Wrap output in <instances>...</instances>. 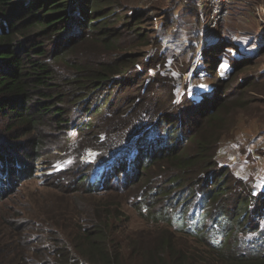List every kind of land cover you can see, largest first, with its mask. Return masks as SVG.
I'll use <instances>...</instances> for the list:
<instances>
[{"label": "trees", "instance_id": "obj_1", "mask_svg": "<svg viewBox=\"0 0 264 264\" xmlns=\"http://www.w3.org/2000/svg\"><path fill=\"white\" fill-rule=\"evenodd\" d=\"M147 14L101 0H0V198L40 162L72 159L49 174L58 194L30 225L0 237V264H264V185L216 158L235 112L252 108L245 94L257 87L239 76L264 53L262 35L209 29L200 72L216 74L226 52L233 70L202 83L197 101L162 50L139 51L151 41ZM51 136L65 153L43 161ZM88 148L99 154L83 163Z\"/></svg>", "mask_w": 264, "mask_h": 264}, {"label": "rangeland", "instance_id": "obj_2", "mask_svg": "<svg viewBox=\"0 0 264 264\" xmlns=\"http://www.w3.org/2000/svg\"><path fill=\"white\" fill-rule=\"evenodd\" d=\"M101 1L111 4V7L118 11L139 6L148 12V21L143 25L150 35V38L146 39L151 41L147 47L139 48V51L155 53L157 50H162L169 60L168 65L171 64L176 74L182 76L180 90L187 89L197 101L201 99L203 89L205 90L202 83L207 81V83L217 84L219 79L227 77L233 70V62L229 59L232 57L231 53L226 52L224 55H228L229 58L226 57L216 74L207 77L205 72H200L205 70L206 61L205 54H201V45L206 42L209 29L217 28L219 35L229 33L228 37L235 38L238 35L236 31L238 28H244L243 31L248 28L246 30H250L252 34L262 35L263 41L259 42L264 45V0ZM219 7L227 9L228 15L225 18L216 16L217 24L212 27L215 8ZM205 24L208 29H205ZM129 36L133 37L132 34ZM257 54L256 62L247 66L244 74L239 76L240 78L248 73L251 82L255 83L258 89H254V92L247 90L245 94L248 101L253 100L250 104L252 108L250 110L241 108L235 112L236 123L232 131L223 135L216 158L223 166L229 168L233 175L242 177L248 183L261 188L264 185V53ZM235 56L238 55L235 54ZM257 99L262 101L258 102ZM46 141H48L47 144L41 150L43 161L48 160L49 156L57 157L65 153L60 148H56V145L53 146V142L62 141L61 139L51 136L47 137ZM85 143L86 146H91L96 142L89 136ZM98 154L99 152L94 148H88L80 156V160L83 163H92L97 159ZM71 161L72 159H67L64 163H58L53 169L47 168V164L40 162L34 177L24 175L21 178L22 183H18L14 190L0 198V237L6 232L8 226L13 225L15 229H23V225H30L33 213L41 212L46 199L57 193L54 186L58 184L56 177H51L49 174L62 169ZM78 171L79 169L76 174ZM63 187L66 188V186ZM77 187L81 192L84 191L82 184H77ZM73 195L74 199L82 198L80 192ZM128 213L131 216H137L135 210L130 209ZM25 226L24 229L27 228Z\"/></svg>", "mask_w": 264, "mask_h": 264}, {"label": "built area", "instance_id": "obj_3", "mask_svg": "<svg viewBox=\"0 0 264 264\" xmlns=\"http://www.w3.org/2000/svg\"><path fill=\"white\" fill-rule=\"evenodd\" d=\"M227 15H228L227 9H222V7L215 8V15L213 17L214 21L211 26L214 27L217 24L218 19L216 16H219V18H225Z\"/></svg>", "mask_w": 264, "mask_h": 264}]
</instances>
